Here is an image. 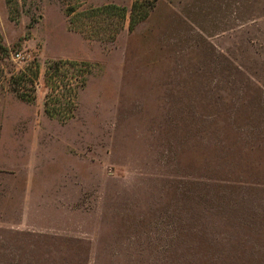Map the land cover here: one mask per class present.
Segmentation results:
<instances>
[{
  "label": "rangeland",
  "instance_id": "374dc122",
  "mask_svg": "<svg viewBox=\"0 0 264 264\" xmlns=\"http://www.w3.org/2000/svg\"><path fill=\"white\" fill-rule=\"evenodd\" d=\"M132 2L0 0V264H264V0H157L113 42L66 16ZM54 60L93 71L49 117Z\"/></svg>",
  "mask_w": 264,
  "mask_h": 264
},
{
  "label": "trees",
  "instance_id": "16d2710c",
  "mask_svg": "<svg viewBox=\"0 0 264 264\" xmlns=\"http://www.w3.org/2000/svg\"><path fill=\"white\" fill-rule=\"evenodd\" d=\"M156 1L133 0L130 10L116 5H106L80 13L70 10L66 12V16L69 18L70 26L73 27L72 30L80 31V33L85 31L92 36L96 34L102 41L113 42L127 14L129 29L133 30L138 23L148 17ZM77 18L82 22H77ZM84 27L88 30L83 29ZM92 71L93 66L87 62L54 60L45 63L43 82L47 92L43 102L44 113L49 117L73 113L76 110L75 99L78 91L84 88L86 79ZM38 75V66L34 64L26 72H22L18 78L13 76L11 84L21 86L23 83H29L32 87L36 85ZM27 77H31V80H27ZM13 92L23 102L32 103L35 100L34 96L22 94L18 87Z\"/></svg>",
  "mask_w": 264,
  "mask_h": 264
}]
</instances>
